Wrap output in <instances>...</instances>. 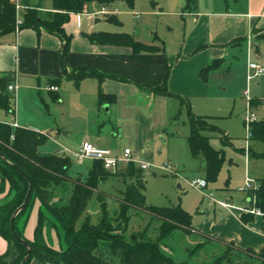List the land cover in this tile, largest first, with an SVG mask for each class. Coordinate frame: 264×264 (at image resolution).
Instances as JSON below:
<instances>
[{"label": "crops", "instance_id": "0c3cea01", "mask_svg": "<svg viewBox=\"0 0 264 264\" xmlns=\"http://www.w3.org/2000/svg\"><path fill=\"white\" fill-rule=\"evenodd\" d=\"M23 3L40 4L41 11H50L53 7V0L48 7L42 5L40 0H23ZM108 7L105 8L106 11ZM134 8L135 0L132 9ZM101 9L98 4L93 3L88 13L70 15L65 32L71 36V41L64 60L68 73L77 74L79 69L88 67L103 75L105 78L101 86L104 94L112 97L110 103L100 106V83L97 78L86 77L75 86L71 83L73 80L64 74L61 62L64 46L62 38L44 29L37 31L24 28L0 36V73L12 72L17 82L16 91L10 92L15 97V115H8L3 110L11 118L0 121L16 122L18 127L37 129L35 131L48 134L49 140L52 139V135L41 131V128L23 123L22 102L36 88L40 94L42 80L50 83L49 88L57 86L59 90L61 85L76 91L79 109L72 120L81 122L86 130L81 133L86 134H80L76 138L65 134V139H62L61 132L69 133L70 130L61 123H57V126L53 123L51 130L58 129L57 139L65 140L66 145L75 149L73 153L86 142L103 148L106 143L100 135L110 128L114 136L128 139L126 148L132 150L133 162L140 167L141 163L153 159L156 137L161 133L163 115H168L165 112L168 105H176L180 109L181 102L178 97H183L189 100L196 115L212 117L213 120L231 116L233 110L230 109L240 96L236 92H228L227 88L222 90V86L239 85L242 88L246 86L248 64L254 62L264 66V0H196L193 10L181 13L173 11L181 14L184 22L180 38L174 39L173 36L163 41L154 32L150 38H145L141 32H135L133 36L136 40L162 49L153 53H135L129 47L102 45L90 41L87 35L104 32L97 26L101 23L100 16L104 14L99 13ZM73 16L76 18L75 25L70 23ZM85 18L94 19L95 23L84 27L81 23ZM244 53L247 56L246 61L240 62L238 57ZM213 63H217L216 68L204 78L201 71ZM224 68H227L229 80L217 83L218 74L225 71ZM166 79L167 89L172 95H156L151 87L161 85ZM253 80L258 83L252 84ZM253 80L247 82L250 87L247 90L249 96L259 95L252 99L259 102L258 106H254L257 109L264 105V77H255ZM247 90L242 91L243 95H246ZM102 110L110 116L109 121L105 119ZM71 131L75 132L74 129ZM224 132L229 136L225 130ZM245 139L246 136L243 140ZM230 145H233V141ZM247 147L242 149L248 155V159L242 160L246 176L258 181L264 177V170H254L256 164L253 162L261 157L252 155V152L261 154L264 153V148L256 150L251 144ZM230 160L233 162V158ZM77 164L80 167L73 173L71 168L70 176L74 179H85L95 160L85 159L81 163L77 161ZM230 183L231 174L226 180V193L219 201L227 202L232 207H222L210 199L205 218L196 227L193 225L197 233L216 240L208 242L200 236V243H204L207 250L213 247H232L233 250L250 249L260 252L264 248V217L254 215L251 221L244 223V209L251 206L249 195L247 192L243 193L235 202L236 186L230 187ZM6 250L7 242L0 237V254ZM35 261L42 263L38 259Z\"/></svg>", "mask_w": 264, "mask_h": 264}, {"label": "trees", "instance_id": "16d2710c", "mask_svg": "<svg viewBox=\"0 0 264 264\" xmlns=\"http://www.w3.org/2000/svg\"><path fill=\"white\" fill-rule=\"evenodd\" d=\"M117 0H53L50 11H41V5L24 4L22 8V24L20 29H44L50 34L59 36L64 41L61 51V62L64 74L79 83L86 77L97 78L99 86V104H109L112 97L104 94L102 82L104 76L92 69L81 68L79 73L66 71L65 56L69 51L71 36L65 32V25L71 14L88 13L90 5L95 3L106 8ZM134 7V0H128ZM17 9L12 0H0V36L15 32L17 26ZM109 21L121 24L117 16L111 15ZM96 44L129 47L135 53H153L162 51L154 45H147L126 33L99 32L87 35ZM213 63L201 71L205 78L216 68ZM14 82L12 72L0 73V109L8 115H15V97L8 90ZM156 95L171 96L167 89V79L158 86L151 87ZM181 108L186 109L190 134L188 136L189 150L195 159L205 163L204 173L207 182H216L226 162L223 150H217L210 143L206 132H219L222 141L231 144V139L217 125L212 124V117L194 114L188 99L178 97ZM251 107L258 106V101H251ZM252 137L255 141L264 143V118L251 125ZM49 140L48 134L39 133L27 128H13L11 123L0 121V235L8 242V249L0 256V264H22L28 255V247L17 240L11 231V218L24 203L29 190V180L33 190L28 206L22 210L14 221L18 236L25 240L31 248V257L43 264H192L190 260L177 262L175 256L165 252L164 247H170L175 240L176 232L182 235L197 237L193 226V216L182 208L149 206L146 202V180L144 171L134 162H129L117 172L105 169L101 161H95L89 175L85 179H74L70 176L73 167L72 160L66 154L42 155L40 147ZM264 159V153L255 154ZM120 176L133 179L127 185L123 197L118 202L115 212L111 213L104 197L109 195L99 189L102 182L110 176ZM259 188L254 192L255 201L250 205L264 211V177L257 181ZM100 202V213L96 217L88 212L92 201ZM34 203L38 204V219L33 237L25 235L24 229L28 219V210ZM147 213L152 220L161 222L159 235L156 239L147 235L148 227L137 233H127L132 218V211ZM254 215L244 214L242 221L248 223ZM23 218V219H22ZM23 221V226L19 224ZM46 224L57 232L64 242L57 249L44 241ZM208 242L210 239L203 236ZM216 241V240H215ZM191 251L194 255L205 244L200 243ZM12 247V248H11ZM13 248L19 251V256L12 261L8 257ZM228 248V247H227ZM202 249V250H203ZM229 251V249H226ZM232 250V247H230ZM237 252L257 254L264 260V248L260 252L246 249H236ZM226 252L218 255L206 264H235ZM243 264H254L245 262Z\"/></svg>", "mask_w": 264, "mask_h": 264}, {"label": "rangeland", "instance_id": "374dc122", "mask_svg": "<svg viewBox=\"0 0 264 264\" xmlns=\"http://www.w3.org/2000/svg\"><path fill=\"white\" fill-rule=\"evenodd\" d=\"M40 1L46 7L52 4V0ZM194 1L196 2V0H135V8L132 9L129 6L128 0H117L108 7V11L100 16L101 23L97 26L102 28L101 30L104 32L109 33L118 32L135 36V32H138L137 34L141 32L145 38H150L152 32H154L163 41L165 39L169 40L173 36H175L174 39H178L183 33L184 22L180 16L181 14L173 13V11L181 13L183 11L193 10ZM21 3H23V0ZM111 14H117L121 24L109 21ZM22 16V13H20L21 18ZM75 19V16H73L70 22L72 25L76 24ZM90 23L94 24L95 20L85 18L82 20L81 25L85 27L90 25ZM172 41L168 44L171 45ZM246 57V53H244L243 56L239 55L238 58L240 62H245ZM224 70L218 74L217 83H224V81L229 80L227 68H224ZM246 78V86L242 88L239 85L228 87L225 84L222 86V90L227 88L228 92H236L240 97H238L236 104L234 106L232 105L233 107L230 109V111L233 110L231 116L228 115L226 118H217L216 120L212 119L211 122L229 134L233 145L225 144L222 141V134L219 132H206V135L210 137L211 145L218 150H223L226 154V162L217 181L208 182L206 189H198L192 186L193 180L205 177V163L203 160L195 159L189 150L187 137L190 134V127L187 123L188 117L186 109H182L181 114H179V106L174 105L171 107L168 105L165 111L168 115H163L160 125L161 133L160 136L156 137L153 159L152 161H145L150 165V168L144 171V178L146 180L145 196L149 206L174 207L181 205L184 210L192 214L194 217L193 225L196 227L201 219L205 218L204 215H206L208 209L207 203L210 204V193H213L217 200H220L224 196V193H226L225 186L229 174H231V183L229 186H236L235 202L238 201L243 193H246L245 183L250 177L246 176L245 165L242 162L243 159H248V155L242 149L244 146L247 149V145L249 146V144L256 150L261 147L264 148L263 142L253 139L252 141L251 139L249 141L247 139L243 140L245 136L247 137L245 119L249 101L259 96L257 94L250 96L243 95L242 93L243 90H250V87L247 85V82H249V64ZM71 83L76 84L73 81ZM251 83H255L254 85H256L258 82L257 80H253ZM49 84V82L42 80L40 94L36 88L35 92H31L24 97L22 102L23 123L28 126L35 125L37 128H41V131L51 134L52 139L40 147V153L42 155L66 154L72 160L73 167L71 172L73 173L80 167L77 164L76 158L73 156L72 151L75 149L66 145L65 140H58L56 137L58 135V129L51 130V128L53 123L56 126L61 123L67 130H70L69 133L61 132L62 139H65V134L70 135V137L75 136V138L80 137V134H86L81 133L86 132L84 125L81 122L72 120L74 114L79 109V102L76 99L75 90L67 89L60 85L59 90L53 92L49 89ZM249 90H247L248 93ZM175 103L178 104L176 101ZM252 111L256 117L264 118V105L257 109L253 107ZM102 114L106 117L105 119L107 121L110 120V116L106 115L103 110ZM7 118L10 120L11 117H7L5 112L0 110V120L8 121ZM71 129H74L75 132L71 133L73 132ZM109 129H105L100 135L102 141L106 143L102 149H109L113 155L121 157L126 146L129 144L128 139L122 138L119 135L114 136L113 132ZM231 158H233V162L230 160ZM166 162L171 164L174 169L173 171H167L164 168ZM253 163L256 164L254 170H264V161L261 158ZM133 182V179H124L123 177L113 175L100 184L99 189L109 195L108 197H104V201L108 203V208L111 213L117 209L118 202L123 197V192L126 190L127 185ZM212 205L214 207V204ZM88 212L94 217L99 215L100 202L97 200L92 201L89 205ZM27 217L25 235L27 237H33L38 219L37 203L31 205ZM23 221L21 220L20 227L23 226ZM160 225V221L152 220L147 213L134 210L132 211V218L127 233L141 232L148 227L147 235L156 239L159 235ZM176 233L175 240L169 243L170 247H164V250L166 253L174 255L177 262L187 260L188 258L192 264H206L212 262L215 257L227 251L235 264H243L248 261L254 264H264V260L257 254L240 253L233 249L230 250V247H213L207 250L204 246V249L202 248L203 250L200 248L194 255H190V252L195 251V248L199 246L198 244L202 240L196 235H182L181 231H177ZM43 236L47 244L57 249H61L65 245L63 240L57 235V232L47 224ZM0 237L2 236L0 235ZM226 249H229V251ZM18 256L19 251L13 248L8 257V261H12ZM32 261V264H42L35 261V259ZM258 261L261 263H258Z\"/></svg>", "mask_w": 264, "mask_h": 264}, {"label": "built area", "instance_id": "2783aa9c", "mask_svg": "<svg viewBox=\"0 0 264 264\" xmlns=\"http://www.w3.org/2000/svg\"><path fill=\"white\" fill-rule=\"evenodd\" d=\"M12 1L16 5V9H17L18 19H17V26H16L15 31L18 32L20 29V26L22 24V18L20 17V13H21L22 8H23V3H21L22 0H12ZM105 12H106V9L102 8L99 13L103 14ZM255 77H264V66H261L257 63H254V62H250L249 63V80L252 78H255ZM16 89H17V82H16V78H15V81L9 85L8 90H9V92L14 93L16 91ZM49 89L51 91H58L57 86H50ZM246 95H248V92L246 93ZM250 102L251 101H249V104L247 107L246 119H245V125L247 128L246 139L248 141L252 137L251 125L260 120L253 113ZM11 126L13 128H17L18 124L16 122H13V123H11ZM73 156L80 163L83 162L85 159H92L95 161H101L103 163L105 169L113 171V172H117L121 168L125 167L129 162H133L132 150L130 148H126L124 150L123 155L120 157V156L113 155L109 149H102V148H99L96 145H94L92 143H88V142L84 143L79 148L78 151L73 153ZM140 168L143 171H146L150 168V165H148L147 163H141ZM164 168L167 171H173L174 170L169 162L165 163ZM192 186L196 187L198 189H206L208 187V182L205 178H198V179L193 180ZM258 188H259V183L257 181H255L252 178L247 179V181L245 183V191L249 195V197H248L249 202H251V201L254 202L256 200L254 192ZM209 197L211 200H213L215 203L219 204L222 207H225V208L232 207L227 202L216 200L213 193H210ZM244 212H246V214H252V215L264 217V211H262L261 209L257 208L256 206H253V205H251L247 209H244Z\"/></svg>", "mask_w": 264, "mask_h": 264}, {"label": "water", "instance_id": "95a60500", "mask_svg": "<svg viewBox=\"0 0 264 264\" xmlns=\"http://www.w3.org/2000/svg\"><path fill=\"white\" fill-rule=\"evenodd\" d=\"M106 110H107V107L105 106L104 107ZM32 190H33V184H32V181L31 180H29V190H28V193H27V195H26V198H25V201H24V203L16 210V212L13 214V216H12V218H11V231H12V234H13V236L17 239V240H19L22 244H24V245H26L27 247H28V255L25 257V259L22 261V264H26V262L30 259V257H31V248H30V246L28 245V243L25 241V240H23V239H21L19 236H18V234H17V232H16V230H15V225H14V221H15V219H16V217L18 216V214L22 211V210H24L27 206H28V204H29V201H30V198H31V195H32Z\"/></svg>", "mask_w": 264, "mask_h": 264}]
</instances>
